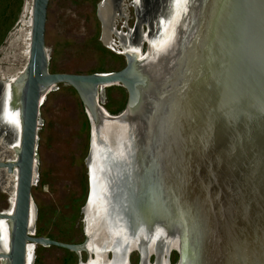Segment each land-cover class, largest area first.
Here are the masks:
<instances>
[{
    "label": "water",
    "instance_id": "1",
    "mask_svg": "<svg viewBox=\"0 0 264 264\" xmlns=\"http://www.w3.org/2000/svg\"><path fill=\"white\" fill-rule=\"evenodd\" d=\"M50 1H32L26 68L15 81L0 80V129L9 128L6 121L15 113L21 123L16 163L0 161V170L17 176L12 213L0 212L9 234L8 253L0 252L2 264H33L32 246L74 252L80 262L82 253L88 263L93 256L95 264L110 255L116 260L118 250L102 253L99 242L117 225L139 234L137 221L150 232L140 247L122 243L127 251L120 264H131L134 251L139 264H150L152 258L155 264H172V252L178 254L177 264H264V0H169L164 14L156 16L165 19L156 36L163 31L169 36L160 45L158 38L153 43L142 38V25H149L147 34H156L147 6L135 41L143 45L145 40V55L123 51L124 69L92 75L50 73ZM59 86L77 93L90 125L91 191L81 245L35 233L32 191L38 179L40 111ZM112 87L128 94L119 116H109L103 106L104 92ZM129 142L134 150L131 182L112 174V168L125 165ZM127 182L136 192L129 208ZM90 210L101 212L102 228L92 222ZM157 226L162 236H173L165 251L168 242L159 243ZM87 230L93 233L94 251L88 249ZM148 237L158 240L154 251Z\"/></svg>",
    "mask_w": 264,
    "mask_h": 264
},
{
    "label": "rangeland",
    "instance_id": "2",
    "mask_svg": "<svg viewBox=\"0 0 264 264\" xmlns=\"http://www.w3.org/2000/svg\"><path fill=\"white\" fill-rule=\"evenodd\" d=\"M32 1L0 0V80H8L10 76L17 75L26 68L25 39L28 28H23L21 22L26 6ZM103 1H50L46 32V47L50 51V73L92 75L115 73L125 68L126 59L121 55L125 49L119 44L121 38H115L112 46L102 41L103 25L98 17V7ZM141 1L138 0L137 4L135 0H125L122 8H128L127 14L123 16L116 12V29L118 33H122L127 23L128 29L134 30L135 24L141 22L145 7L148 6L153 12V16H148L151 21L149 23L156 30L155 35H150V42L153 43L161 35L156 36L163 21L161 15L159 18L156 16L164 14V6L169 4V0H159V6L151 0H147V5L143 6ZM134 5L142 7L137 9ZM114 8L118 11L117 7ZM142 26L147 31L149 25ZM131 37L136 39V34ZM144 50L146 51V46ZM127 102L128 94L120 87L108 88L104 92V107L111 115L122 113ZM40 118L42 124L37 150L38 179L32 191L37 210L35 233L37 237L64 244L81 243L82 220L84 216L86 218L82 209L90 194V169L86 167L90 150V125L87 115L77 93L70 87L59 86L56 91L46 96ZM10 120L11 118L9 122L6 121L9 128H1L0 134L8 142H14L17 131L13 129ZM4 157L16 159V153L12 150L3 152L0 142V158ZM9 182V176L0 171V212L11 208V196L6 190ZM84 224L86 227V223ZM136 253L131 255V264H139V255ZM33 256L36 257L35 264L78 262L75 254L57 247L38 246ZM171 262L177 264L178 261L172 257Z\"/></svg>",
    "mask_w": 264,
    "mask_h": 264
},
{
    "label": "bare ground",
    "instance_id": "3",
    "mask_svg": "<svg viewBox=\"0 0 264 264\" xmlns=\"http://www.w3.org/2000/svg\"><path fill=\"white\" fill-rule=\"evenodd\" d=\"M124 3H125V0H121L120 8H118V11L111 6L112 5L111 0H108V3L103 1V2H101L99 4V8H98L99 19H100V21H101V23L103 25L102 41L106 45L112 46L113 43H114V39L115 38L117 39V37H120L121 38V42L119 44H121L123 46V48L125 49L124 52L141 51L142 55H145L146 51L144 50V46H147L145 40H144L143 45H142V43H138V42L136 43L135 42L137 40L138 31H139L137 25L135 26L134 30L129 31V33H127L125 35H121L120 33L117 32V29H116V26H117L116 19L118 18L117 17V13H119L120 15H123V16H126L124 14H127V9L128 8L127 9L122 8V5H125ZM135 3L138 4V0H135ZM25 9H26V12H25V14H24V16L22 18L21 24H22L23 28H28V32H27L26 39H25L26 40L25 56L27 58V63H28L29 57H30V49H31L32 3L28 4ZM163 19H164V17H163ZM118 20H120V19H118ZM164 24H165V19L162 21V25L161 26L165 27ZM147 31H146V29H143L142 38H144L146 40H150L149 39L150 38V34H147L148 33ZM162 33L165 34V36L163 34H161L160 37L156 40L157 41L156 43L159 44V45L162 43V41H164V39H167L169 37L168 33L164 32V31ZM135 34H136V39L131 37V36H134ZM122 42H124V43H122ZM117 45H118V43H117ZM21 73H18L17 75L10 76L8 80L15 81V79H17L18 76ZM107 113L109 114V116H119L120 115V114L119 115H111L109 112H107ZM14 116L13 115L11 116L10 124L12 125V127H14L13 129L17 131L16 139H15L14 142H8L6 140V138L4 137V135L2 134V136H1V134H0V142H2L3 152H6L7 150H12L14 153H16V148H18L20 146V134H21V126L20 125H21V123H20V120L17 118V114L16 113H15ZM124 132L125 131L122 130V129L118 131V133H120V136ZM128 144H129V146H126L127 147L126 154L123 155V157L125 159V161H123V163L125 165L119 166V168H117L118 171L116 169L112 168V174L115 175L114 177L122 174L121 176L123 178H125V181H128V180L130 181V179H128V176H129L128 173H130V169H131V167L133 165L132 156L134 155L133 154L134 150L132 149L133 144L131 145L130 142ZM6 157L0 158V161L3 160L5 162H7V163H16V161H17V158L15 159V157H11V158H6ZM109 162L111 164H114L115 160L110 158ZM87 166H88V169H90V165H87ZM0 171L6 173L9 176V179H10V182L8 183V187L6 188V190L11 196V202H10L11 203L10 204L11 208L9 210H7L5 213L11 214L12 210H13V207H14V197H15V192H16V187H17V176H16L15 173L14 174L7 173V170H0ZM96 181H97V177H96L95 183H96ZM94 186H97V183ZM97 190H98L97 187H93V193L96 194ZM100 190H102L101 186H100ZM93 193H92V195L94 196ZM125 194H126V200H127L128 208H129V206H131V207L134 206L135 203H136L134 201L136 192L130 187L128 182H127V188L125 190ZM88 201H87V203H88ZM89 205H92V204L89 203ZM85 207L83 209L84 213H86L85 212L86 211ZM90 212H91V210H90ZM93 214H94V216H93ZM90 215L93 216V217L90 216L92 222H94L97 227L100 226L102 228L103 225H102V220H101L102 219L101 218V212L95 210V211L91 212ZM94 218H96V221L94 220ZM137 222L139 224L138 228H137V232H140L139 234H135V232L131 233L130 230H128L127 228H125L123 230L118 225L116 227H114V228H111V229L109 228L107 230V232L105 233L106 236H107L106 241H100L99 244H98L99 246H101V245L103 246V247H100L101 250H102V253L104 251H106L107 249H109V248L114 249V250H118V251H117L116 260H114V258L112 259L111 255H110L109 259H107L106 261L104 260L103 264H120L121 262H123L122 261L123 255H125L126 251H127L126 248L122 249V247H126V245H123L125 243H130V246H132L133 248L138 247V246L140 247L142 245L143 238L147 237V234L150 231H149L147 225L144 222L143 223L141 221H137ZM131 225H132V223L130 221L129 222V226L133 227V225L132 226ZM157 227L159 228L160 237H161L159 239V243H161L162 241L165 242V240L168 242V243L163 245V249L165 251V249L167 247H170V245H173V243L171 241V239H173V236H171V237L169 236L170 239L168 237H166L165 235L162 236L161 234H162V232L164 230L162 231V229L159 226H157ZM92 231H94V229H92ZM87 233H89V237L91 238V239L89 238L90 241H89V245H88L89 248L88 249H89V251H94V248L92 246V241H91L93 233H91L88 230H87ZM111 234L113 235V240H110V236L112 237ZM148 241L151 242V244H153L152 245L153 249L151 251H154L155 248H156V246H155L156 243L158 244V240L155 241V240L150 239V237H148ZM36 247L37 246H35V248ZM30 248H31V257H32V255H34L35 248L33 246L30 247ZM8 251H9V234H8L7 222L6 221H0V252L8 253ZM134 252L138 253V251H134ZM33 258H34V256H33ZM95 262H96V259L93 258V260H91L89 263L87 262L86 264H95ZM2 263H3L2 260H0V264H2ZM82 263L83 262L81 261L80 264H82ZM150 264H155V263L151 262Z\"/></svg>",
    "mask_w": 264,
    "mask_h": 264
},
{
    "label": "flooded vegetation",
    "instance_id": "4",
    "mask_svg": "<svg viewBox=\"0 0 264 264\" xmlns=\"http://www.w3.org/2000/svg\"><path fill=\"white\" fill-rule=\"evenodd\" d=\"M115 2H114V7H117V9L118 8H120V2H121V0H114ZM142 3V2H141ZM141 6V5H140ZM143 6H146V5H143ZM159 6V5H158ZM113 7V8H114ZM147 7V6H146ZM157 7V6H156ZM115 9V8H114ZM156 9V8H155ZM154 9V10H155ZM153 10V11H154ZM152 11H151V16H153L152 15ZM135 26H136V24H135ZM144 28H145V26H144ZM124 29H125V31H123L122 33H120V34H123V35H125V34H127L128 33V27H127V23L125 24V26H124ZM120 88H122V87H120ZM123 89V88H122ZM125 90V89H124ZM103 106H104V104H103ZM107 111V110H106ZM108 112V111H107ZM86 167H87V164H86ZM88 175L89 176H91L90 175V171H89V173H88ZM90 191H91V181H90ZM90 195V194H89ZM88 200H89V197H88ZM83 210V209H82ZM82 214V219H83V212L81 213ZM85 214V213H84ZM85 216H84V219L82 220V224H83V240H82V242L81 243H77V244H74V245H81V244H83L84 242H85V240H86V232H85V229H86V227H85ZM100 247H103L102 245L100 246ZM70 252V251H69ZM71 253H73V254H75L74 252H71ZM173 253H175V252H172V254H171V260H172V257H175V255L173 254ZM136 254H138V253H136ZM177 254V253H176ZM76 256H77V264H80V259H79V257H78V255L77 254H75ZM81 257H82V262L83 261H87L88 260V256H87V254L86 253H82V255H81ZM92 258H95L94 256L92 257ZM93 260V259H92ZM152 261H154V258H152ZM35 262H36V257H35V259H34V263L33 264H35ZM82 264H86V263H82Z\"/></svg>",
    "mask_w": 264,
    "mask_h": 264
},
{
    "label": "trees",
    "instance_id": "5",
    "mask_svg": "<svg viewBox=\"0 0 264 264\" xmlns=\"http://www.w3.org/2000/svg\"><path fill=\"white\" fill-rule=\"evenodd\" d=\"M173 254L175 255V259L178 260V254H176V253H173Z\"/></svg>",
    "mask_w": 264,
    "mask_h": 264
}]
</instances>
